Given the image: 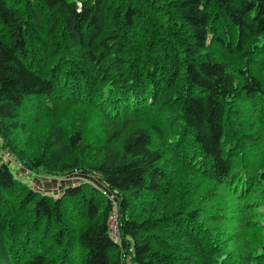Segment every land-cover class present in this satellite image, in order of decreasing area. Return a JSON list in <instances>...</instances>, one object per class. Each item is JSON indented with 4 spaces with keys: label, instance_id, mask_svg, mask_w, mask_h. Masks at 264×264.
I'll use <instances>...</instances> for the list:
<instances>
[{
    "label": "trees",
    "instance_id": "obj_1",
    "mask_svg": "<svg viewBox=\"0 0 264 264\" xmlns=\"http://www.w3.org/2000/svg\"><path fill=\"white\" fill-rule=\"evenodd\" d=\"M38 100L48 110L89 103L104 141L53 133L70 155L25 164L64 174L83 155L104 186L20 189L0 161V264H264V0H0L3 138L24 128L19 110ZM248 100L262 104L261 132L233 118ZM169 126L178 128L170 169L150 142L151 130L167 142ZM13 193L31 204L28 226L14 220ZM110 193L119 239L109 233ZM238 197L243 215L232 221ZM241 223L260 227L246 251L234 249Z\"/></svg>",
    "mask_w": 264,
    "mask_h": 264
},
{
    "label": "rangeland",
    "instance_id": "obj_2",
    "mask_svg": "<svg viewBox=\"0 0 264 264\" xmlns=\"http://www.w3.org/2000/svg\"><path fill=\"white\" fill-rule=\"evenodd\" d=\"M136 36L138 38H141L143 35L136 34ZM180 78L182 77L180 76ZM178 83H181V81H179ZM38 102L39 103L35 104V106L32 108L31 106H29L19 110L18 124L23 123L24 128L13 129L11 134L4 133L5 138H3L0 134V161H4L11 169L14 177L23 184L20 185V189L21 187H26L33 189L37 192L39 191L41 193H46L52 196H58L62 193L65 186L80 183L82 181H87V185L92 184L101 187L102 184L99 178L93 175L88 168V165L90 163L89 159H87L83 155H80L83 158L80 167L74 171L66 172L64 174L54 173L55 169H53L49 164L45 168H39L40 170H33L25 164L30 158L34 157V155H47L50 158V161L58 160L70 155L69 152L71 151V148L69 147L70 145L65 144V140H62V142H59L60 144L57 145H54V142H50V140H52L53 133L59 134L60 137H62L63 139L65 135H68L69 133L79 129L83 134L84 141H93L95 143L104 141V135L101 131L100 126V121L102 119L101 115L89 103L76 102V104H71L65 107L59 106L58 108H54L53 110H48L43 106L42 100H38ZM239 109L240 112L238 113V115H234L233 118L237 120L239 116L245 126L255 127L258 131L261 132L258 127H261L262 129V125L260 122L262 121L261 118L263 116L262 104H260L259 102L249 103L248 100L244 101V104H240ZM148 121L149 120H145V123H148ZM55 126L58 127L59 131L52 129ZM177 129L178 128H171L170 126L168 130L164 129L165 132H163V136L169 137L167 142L163 141L161 137H158L156 131H150L151 146L153 148L160 149L162 153H166L165 158H168V161H166L167 165L165 166H167L169 169L171 168L169 164H172V166L174 167H178L176 164H173L174 160L170 154V152L172 153L170 137L173 136L174 132H176ZM176 170L179 172L182 171L181 168H177ZM189 171L190 172L188 174V179L185 182H189L187 184H191L194 188L195 186L192 184L191 179L192 170ZM175 173L176 171L170 174ZM102 190L104 192L107 191L106 188H102ZM111 196L117 207V195L111 193ZM145 196L146 197L139 202L140 208H143L141 202H145L148 199L149 201H152L150 200L152 199V196L148 194H146ZM185 196L188 199L190 198L188 194H185ZM10 197L14 199V201L18 204L19 207L18 214L14 220H16L17 223L27 224L28 226V222L31 220V217L33 215L31 204H22L20 202V199L15 195V193L11 194ZM197 198L198 193L196 196V200ZM244 200L245 199L242 197L234 199L233 203H237L236 206L238 211L230 209L232 221H234L235 217H237L238 215L242 217V207L244 205ZM153 204H155V206L157 205L156 200L153 201ZM163 205L166 206L167 204H164V202H162L159 206L164 207ZM67 207L69 208L70 206L67 205ZM258 210L260 211L259 219L262 221L260 225L261 227H263L264 206L258 207ZM7 211L10 214V210ZM67 215L68 214H66V216ZM241 229L243 233L241 235L240 240L235 242L234 249L246 251L249 247H252L253 245L257 246L256 244L260 243V241L257 239L252 241V239H254L253 233L255 235H261L260 227L259 230L253 232L252 230H249V227L244 228L241 223ZM43 234L45 235L46 233ZM46 238L48 239L49 237L46 236ZM249 238H251V240ZM1 242L0 247L2 245ZM48 245L49 244L47 243V241L44 240L43 242H41L40 247L47 248ZM230 247L232 248V246ZM231 248L230 250L233 249ZM3 249H5V247L0 248V252ZM48 252L49 254L52 253L51 248H48ZM54 253H59L57 255V258L59 260L60 253H62V248L55 250ZM174 255L178 254L176 253ZM228 259L230 258L228 257ZM242 263H244V260H242Z\"/></svg>",
    "mask_w": 264,
    "mask_h": 264
},
{
    "label": "built area",
    "instance_id": "obj_3",
    "mask_svg": "<svg viewBox=\"0 0 264 264\" xmlns=\"http://www.w3.org/2000/svg\"><path fill=\"white\" fill-rule=\"evenodd\" d=\"M110 198L112 199V213L109 216V233L110 235L114 238V239H119V235H120V230H119V222H118V216H117V207L115 206V203L113 201L112 196H110ZM130 264V263H128Z\"/></svg>",
    "mask_w": 264,
    "mask_h": 264
},
{
    "label": "bare ground",
    "instance_id": "obj_4",
    "mask_svg": "<svg viewBox=\"0 0 264 264\" xmlns=\"http://www.w3.org/2000/svg\"><path fill=\"white\" fill-rule=\"evenodd\" d=\"M103 185V184H102ZM104 186V185H103ZM103 188V187H102ZM108 193V192H107ZM111 194V193H110ZM113 194V193H112ZM109 195V194H108ZM116 206V205H115ZM112 211V210H111Z\"/></svg>",
    "mask_w": 264,
    "mask_h": 264
}]
</instances>
